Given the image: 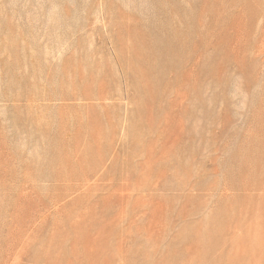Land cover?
I'll return each mask as SVG.
<instances>
[{
	"label": "rangeland",
	"instance_id": "1",
	"mask_svg": "<svg viewBox=\"0 0 264 264\" xmlns=\"http://www.w3.org/2000/svg\"><path fill=\"white\" fill-rule=\"evenodd\" d=\"M0 264H264V0H0Z\"/></svg>",
	"mask_w": 264,
	"mask_h": 264
}]
</instances>
